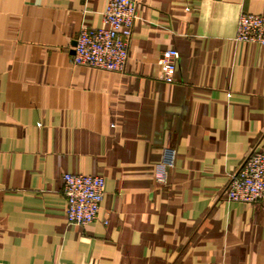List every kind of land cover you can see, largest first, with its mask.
Here are the masks:
<instances>
[{
  "label": "crops",
  "instance_id": "obj_1",
  "mask_svg": "<svg viewBox=\"0 0 264 264\" xmlns=\"http://www.w3.org/2000/svg\"><path fill=\"white\" fill-rule=\"evenodd\" d=\"M134 1L126 66L109 72L72 63L104 0H0V264H264V201L224 196L264 150V47L234 41L264 0ZM65 173L104 179L96 222L68 223Z\"/></svg>",
  "mask_w": 264,
  "mask_h": 264
},
{
  "label": "built area",
  "instance_id": "obj_2",
  "mask_svg": "<svg viewBox=\"0 0 264 264\" xmlns=\"http://www.w3.org/2000/svg\"><path fill=\"white\" fill-rule=\"evenodd\" d=\"M102 25L82 29L73 47L72 63L109 72H122L128 59V46L137 19L134 0H104ZM234 41L264 47V14L242 13L236 22ZM179 53L175 49L161 52L157 61L164 83L174 82ZM175 151L163 149L154 167L157 183L166 182L174 167ZM65 217L69 224L85 226L96 222L102 208L105 181L100 176L65 173L62 175ZM225 200L234 203L264 201V150L254 148L239 170L231 176L224 191ZM107 221H104L106 224Z\"/></svg>",
  "mask_w": 264,
  "mask_h": 264
},
{
  "label": "water",
  "instance_id": "obj_3",
  "mask_svg": "<svg viewBox=\"0 0 264 264\" xmlns=\"http://www.w3.org/2000/svg\"><path fill=\"white\" fill-rule=\"evenodd\" d=\"M73 45L75 46V43H73Z\"/></svg>",
  "mask_w": 264,
  "mask_h": 264
}]
</instances>
